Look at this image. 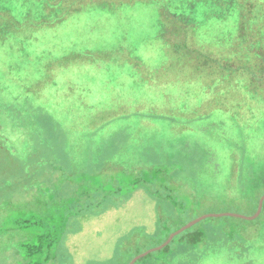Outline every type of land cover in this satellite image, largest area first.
<instances>
[{
	"label": "rangeland",
	"instance_id": "obj_1",
	"mask_svg": "<svg viewBox=\"0 0 264 264\" xmlns=\"http://www.w3.org/2000/svg\"><path fill=\"white\" fill-rule=\"evenodd\" d=\"M255 34L264 44V0H0V264H20L7 230L36 188L29 169L122 185L68 217L54 264H130L202 215L253 217L264 193ZM221 95L241 102L224 108ZM151 168L175 190L137 186ZM184 232L134 264H264V203L252 219L210 216Z\"/></svg>",
	"mask_w": 264,
	"mask_h": 264
},
{
	"label": "trees",
	"instance_id": "obj_2",
	"mask_svg": "<svg viewBox=\"0 0 264 264\" xmlns=\"http://www.w3.org/2000/svg\"><path fill=\"white\" fill-rule=\"evenodd\" d=\"M242 30L243 27L240 26L241 33L239 32L237 38L229 41L230 44L237 45L244 41V39L241 40ZM256 35L258 34H255L254 38H251L250 40L253 46L256 45V49L249 50L246 54H248V56L251 55L249 56V61H251L252 65L257 63L260 66V63L264 61V52L258 49L257 46L260 44H264L260 41V37H255ZM223 45H225V47H222V57L225 59V62H227L228 65L233 66L232 62L236 61L237 59L230 54V51L228 49L226 50V44ZM191 46H194V44H192ZM196 49L197 48H195V50ZM213 55L214 57L211 55H205V63H207L209 59L217 60V56L214 53ZM243 55L244 54L241 51V59H243ZM225 62L224 64H226ZM235 81L236 80L231 81V83L233 84V88H239L241 86V82L236 83ZM231 98L238 99L237 96ZM231 98H229L227 95H224L222 98H220L224 108L232 107L231 103H235V105L240 104L241 99L231 101ZM211 100L213 99L204 100L203 110L199 108L200 111H195L198 113L194 115L196 116L200 114L201 111H206L205 106L209 105ZM237 115L239 119H243L244 117L240 113H238ZM42 164H44V162H42ZM28 174H30L31 177L33 176L35 178L34 179L32 177L36 188L25 187L24 193L27 194V197H29V202L25 204L24 207L18 208L16 206H13L14 208L9 209L10 214L20 213V217L16 218L17 223H12V226L7 230L11 233L12 238H14V245L18 253L20 264H54L57 260V251H59L58 248L62 243L61 241L63 234L65 233L67 224H69L67 223L68 217L84 213L87 209L92 207L94 205V203L91 202L92 196L99 191V201L95 204V206H100L101 204H103V202H105V199L107 198H109L110 200L114 199L112 193L115 192L118 187V190H120L122 186L120 182L115 183L112 181H108L109 177L111 176L99 171L95 174V176H92V183H89L90 185L85 188L83 184H79L78 182H76V179H74L70 174L62 171L60 168H58V166L56 168L54 167L50 171L42 167L39 171H37V169L36 171H34V169H29ZM28 174L26 172L25 175ZM136 178H139L137 179V181H135L138 184L137 186H139L140 184L144 185L150 191H153L154 189L155 191L159 189L174 191L178 186V182H176L175 180L173 181L165 177H161L158 168H151L150 174L147 177ZM94 179L98 180L94 182ZM66 184H69V189H64V186ZM107 185H109L110 187V192L104 193L105 195H103L102 189ZM30 189L36 191L37 194H29ZM263 195L264 193H261V195L258 196V202L260 197ZM257 205L256 208L258 207ZM23 212L24 214H27V216H23L21 220V215L23 214ZM171 233L172 231H170L168 235H166L164 241L167 240ZM180 235H185V232L183 231L182 233H180ZM212 235L216 236L214 234ZM177 236H175L172 241L162 249L169 248ZM222 236L224 238H230V235L227 233H223ZM187 241L190 242L189 240Z\"/></svg>",
	"mask_w": 264,
	"mask_h": 264
},
{
	"label": "water",
	"instance_id": "obj_3",
	"mask_svg": "<svg viewBox=\"0 0 264 264\" xmlns=\"http://www.w3.org/2000/svg\"><path fill=\"white\" fill-rule=\"evenodd\" d=\"M263 203H264V196L260 198L259 206H258V211L256 212V214L253 217L252 216L251 217H246V216H242V215H239V214H236V213H229V212H226V213H210V214H205V215H202L200 217H197L196 219L188 222L186 225L180 227L179 229H177L176 231H174L173 233H171L169 235V237L167 238V240L162 245H160V246H158L156 248L150 249V250L146 251L145 253H143V254L138 255L137 257H135L130 262V264H134L141 256L147 255L148 253H150L152 251L162 249L167 244H169L175 236H177L178 234L182 233L186 229L192 227L194 224L200 222L201 220H203V219H205L207 217H210V216L230 215V216H234V217H244V218L252 219V218L256 217L260 213V211L262 209V206H263Z\"/></svg>",
	"mask_w": 264,
	"mask_h": 264
}]
</instances>
